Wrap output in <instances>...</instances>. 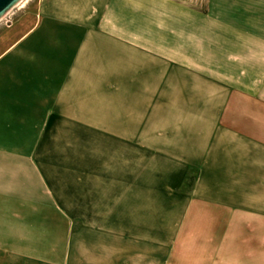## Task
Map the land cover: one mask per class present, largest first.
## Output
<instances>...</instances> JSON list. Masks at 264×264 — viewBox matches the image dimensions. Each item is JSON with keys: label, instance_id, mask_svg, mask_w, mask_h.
<instances>
[{"label": "crops", "instance_id": "0c3cea01", "mask_svg": "<svg viewBox=\"0 0 264 264\" xmlns=\"http://www.w3.org/2000/svg\"><path fill=\"white\" fill-rule=\"evenodd\" d=\"M220 36L243 73L212 84L264 106V0H36L0 54V264H264V123H154Z\"/></svg>", "mask_w": 264, "mask_h": 264}, {"label": "rangeland", "instance_id": "374dc122", "mask_svg": "<svg viewBox=\"0 0 264 264\" xmlns=\"http://www.w3.org/2000/svg\"><path fill=\"white\" fill-rule=\"evenodd\" d=\"M35 8L36 0H20L0 19V54L33 25ZM239 39L244 42V39L247 38L239 37ZM234 41L231 39L230 42H227L224 37L220 36L218 45L216 44L215 51L212 52L210 37H204L203 46L206 51L203 52V68L186 70L185 73L182 70L172 69L170 71L172 101L170 105L159 104L156 106L155 126L164 124L166 129L172 131L181 128L180 130L185 132L187 140H190L191 133L199 128L204 131L202 141L205 145L208 141L215 143L213 139L217 125H232L243 129L254 124L264 123V117L245 115L249 112L253 114V111L246 113V110L264 109L263 105L253 104L243 99L242 95L238 93H230L224 87L212 84L210 66L212 59L219 62V67L215 69L216 76L221 73L235 79L238 73L241 71L243 73V70L235 66V62L240 64L244 54L237 48ZM228 43L229 45H227ZM227 60L230 64L229 68ZM221 62H224L225 67H221ZM224 108L228 109L225 111L227 115L219 116ZM162 113L168 116L157 115ZM200 113H202V117L196 121L194 114ZM178 114H182V116H178ZM226 139L225 135L222 136V142L215 145L214 155H227L223 145Z\"/></svg>", "mask_w": 264, "mask_h": 264}, {"label": "water", "instance_id": "95a60500", "mask_svg": "<svg viewBox=\"0 0 264 264\" xmlns=\"http://www.w3.org/2000/svg\"><path fill=\"white\" fill-rule=\"evenodd\" d=\"M20 0H0V19Z\"/></svg>", "mask_w": 264, "mask_h": 264}]
</instances>
